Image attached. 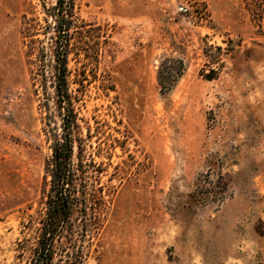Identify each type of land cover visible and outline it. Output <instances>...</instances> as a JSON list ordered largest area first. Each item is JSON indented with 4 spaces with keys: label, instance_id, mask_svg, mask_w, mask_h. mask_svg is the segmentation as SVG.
I'll use <instances>...</instances> for the list:
<instances>
[{
    "label": "rangeland",
    "instance_id": "rangeland-1",
    "mask_svg": "<svg viewBox=\"0 0 264 264\" xmlns=\"http://www.w3.org/2000/svg\"><path fill=\"white\" fill-rule=\"evenodd\" d=\"M56 3L0 0V264H28L20 243L34 242L43 203L52 150L23 28ZM76 11L100 29L69 78L90 150H109L96 159L111 162L113 191L95 234L65 240L55 263L264 264V12L256 20L244 0H76ZM167 59L185 68L169 89Z\"/></svg>",
    "mask_w": 264,
    "mask_h": 264
},
{
    "label": "trees",
    "instance_id": "trees-1",
    "mask_svg": "<svg viewBox=\"0 0 264 264\" xmlns=\"http://www.w3.org/2000/svg\"><path fill=\"white\" fill-rule=\"evenodd\" d=\"M244 1L254 18L261 20L264 0ZM48 12L44 21L27 18L23 28L34 80L45 96L44 131L52 150L45 164L43 203L28 224L34 232V242L25 239V244L20 243L22 255L29 252L28 264H57V255L71 253L66 251L65 240L72 244L93 236L99 228L108 192L113 191L109 183L112 177L104 179L111 162L96 159L108 155L109 150L102 143L97 152L90 150L92 129L87 127L89 133H84L78 106L83 93L80 88H72L69 78L73 57L81 63L94 58L93 48L98 42H92V38L98 36L96 30L100 28L78 15L76 0H57ZM216 48L214 60H209V72L202 73L208 79L217 77L222 63L223 48ZM184 69L183 60H165L160 71L163 86L171 88Z\"/></svg>",
    "mask_w": 264,
    "mask_h": 264
}]
</instances>
